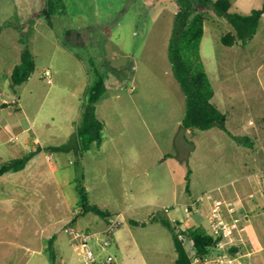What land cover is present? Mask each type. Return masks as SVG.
Masks as SVG:
<instances>
[{
	"label": "rangeland",
	"instance_id": "rangeland-1",
	"mask_svg": "<svg viewBox=\"0 0 264 264\" xmlns=\"http://www.w3.org/2000/svg\"><path fill=\"white\" fill-rule=\"evenodd\" d=\"M63 1L46 15L43 0H0V167L42 148L24 169L0 176V264H52V236L59 263L85 264L67 229L99 231L117 215L122 224L111 244L92 243L99 260L111 254L114 264H174V227L213 231L193 215L204 206L211 214L222 190L254 174L246 198L254 206L264 198V14L251 37L228 46L222 37L233 27L206 10L201 53L227 129H186V95L169 58L177 1ZM232 2V11L248 14L264 0ZM25 49L35 70L13 85ZM98 74L108 87L96 109L102 144L78 162L73 152H51L75 133ZM80 183L108 218L82 211ZM239 245V263L264 264V236Z\"/></svg>",
	"mask_w": 264,
	"mask_h": 264
},
{
	"label": "trees",
	"instance_id": "trees-1",
	"mask_svg": "<svg viewBox=\"0 0 264 264\" xmlns=\"http://www.w3.org/2000/svg\"><path fill=\"white\" fill-rule=\"evenodd\" d=\"M178 11L169 44V58L173 72L186 95V112L182 126L186 129H209L218 126L226 130V114L213 101L215 90L206 70L201 53V42L205 34L206 10L214 8L223 15L233 27V31L222 37L225 45L232 46L246 38L251 37L257 30L259 21L264 14L262 7L254 8L248 14L232 11V0H199L200 6L196 7V0H176ZM46 15L54 14L59 6L64 8L63 0H45ZM35 70V60L32 53L25 49L21 61L17 64L11 75L13 85H20L27 81ZM107 84L102 75L98 74L88 88V95L83 104L82 117L75 133L63 145L50 148L51 152H73L78 159L83 152L94 144L100 146L103 142L104 122L97 116V103L107 90ZM42 148L26 152L24 155L4 162L0 167V176L9 171H19L26 167L30 159ZM80 200L78 205L84 213L95 212L104 218L110 214L97 204L90 202L85 187L78 186ZM174 227L175 244L178 252L174 264H195L186 243L194 245L197 256L206 260L218 253V243L222 235L209 231L203 224L190 226L177 231ZM184 235V239L179 237ZM54 236L49 238L47 251L52 264H61L56 259ZM228 251L236 254V247H228ZM111 264H114L111 263Z\"/></svg>",
	"mask_w": 264,
	"mask_h": 264
},
{
	"label": "built area",
	"instance_id": "built-area-1",
	"mask_svg": "<svg viewBox=\"0 0 264 264\" xmlns=\"http://www.w3.org/2000/svg\"><path fill=\"white\" fill-rule=\"evenodd\" d=\"M48 77V81L51 82L50 73L45 72ZM253 196V195H252ZM193 204H196L193 203ZM226 208L231 215V220L227 221L222 217V210ZM189 211V208L186 209ZM247 218V214L242 212V205L236 203L233 200L228 199H215L212 206V213L210 215V221L212 225L213 232L215 234L222 235V240L218 243V253L212 255L206 260L202 261L197 256V249L194 245L190 244L189 252L193 257L194 263L201 262L203 264H243L239 263V258L235 255L230 254L227 251V244L232 243L233 235L235 233L236 227L242 222V220ZM122 224L120 217L117 215L109 219L106 228L99 231L92 230H82L75 225L69 226L67 232L73 236L75 240L78 241L79 246L84 255L85 264H111L114 262L113 255H108L107 258L99 260L98 255L92 248V243H97L103 248L111 244V235H113ZM104 235L105 237H101ZM179 237L184 239V235L180 234Z\"/></svg>",
	"mask_w": 264,
	"mask_h": 264
},
{
	"label": "crops",
	"instance_id": "crops-1",
	"mask_svg": "<svg viewBox=\"0 0 264 264\" xmlns=\"http://www.w3.org/2000/svg\"><path fill=\"white\" fill-rule=\"evenodd\" d=\"M43 3L45 4V0H43ZM42 3V4H43ZM45 8L42 9V12L44 13ZM34 144H40L39 139L37 136H35L33 140ZM37 154H35L30 161L35 158ZM252 175L254 174H249L247 175L244 179L245 181L240 185L236 187H231L230 189H225L220 192L219 198L216 199H228V200H233L236 203L242 205V212L247 214V218L242 220L241 224H239L236 229L235 233L233 235V241L230 244H236L234 247H236L237 252H239L240 249V242H247L250 239H261L264 236V198H260V201L258 206L254 204H251L249 200L246 198V192L249 189H252L253 187V180H252ZM262 182V185L264 186V177L260 179ZM264 191V187H263ZM253 195V196H252ZM251 198H256L255 194L251 192L250 194ZM213 203V202H212ZM253 205V206H252ZM213 204L211 205L212 209ZM189 208V207H188ZM210 208V206H209ZM256 209V212L252 215L251 213L253 210ZM263 210V211H262ZM208 207L202 208V210L197 211L193 216H194V221L200 222L202 220H207L210 224V215L208 214ZM212 213V210H211ZM253 216V219L250 220L249 216ZM222 217L230 221L231 220V215L227 211L226 208H223L222 210ZM236 241V243H234ZM229 245V244H227ZM231 246V245H230ZM233 246V245H232ZM250 253V252H248ZM235 255V254H234ZM239 256H242L240 254H236ZM235 255V256H236ZM240 258V257H239Z\"/></svg>",
	"mask_w": 264,
	"mask_h": 264
}]
</instances>
